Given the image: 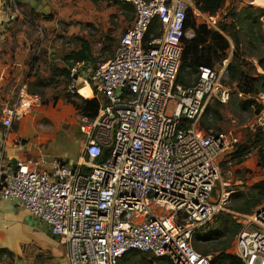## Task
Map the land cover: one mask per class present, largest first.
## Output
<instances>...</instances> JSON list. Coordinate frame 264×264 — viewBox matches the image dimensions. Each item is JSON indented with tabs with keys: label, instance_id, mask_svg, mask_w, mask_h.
I'll return each instance as SVG.
<instances>
[{
	"label": "built area",
	"instance_id": "built-area-1",
	"mask_svg": "<svg viewBox=\"0 0 264 264\" xmlns=\"http://www.w3.org/2000/svg\"><path fill=\"white\" fill-rule=\"evenodd\" d=\"M109 2L130 4L134 11L112 56L91 68L84 61L66 68V92L99 104L95 117L81 115L76 164L16 158L13 169L0 162V199L17 202L44 224L64 248V264H120L133 253L147 264H211L212 256L198 253L192 238L235 193L225 190L226 183L220 192L215 187L220 160L238 139L233 131L201 123L209 120L210 106L244 96L228 85L231 52L213 67L200 66L190 85L176 79L187 16L218 31L230 0L213 15L193 0ZM85 87L90 98L80 92ZM254 100L264 105V92ZM41 103L24 84L18 88L15 101L1 109L4 143L13 121ZM250 127L264 131V106ZM23 141L17 138L15 146ZM231 215L240 226L234 255L243 264H264V203L252 214Z\"/></svg>",
	"mask_w": 264,
	"mask_h": 264
},
{
	"label": "rangeland",
	"instance_id": "rangeland-1",
	"mask_svg": "<svg viewBox=\"0 0 264 264\" xmlns=\"http://www.w3.org/2000/svg\"><path fill=\"white\" fill-rule=\"evenodd\" d=\"M36 3L37 5L41 3L38 7L43 12H47L48 6L42 4V0H36ZM77 3V0H54V5L59 4L60 17L56 15V12L59 11H52L48 15L50 17L48 19L39 15H29V13L22 18L19 16L12 18L13 10L10 7H0V29H4V34L7 32L10 34L11 32L15 35L16 32H23L28 36L27 43L30 54L26 61L28 62L27 75L30 76V79L25 87L27 88L29 85L35 90L36 94L41 96L42 103L39 109H43L47 113L46 117L42 115L40 123L35 125L27 123L23 138H18L29 143L31 151H40L39 156L48 159L57 158L68 165L76 164L83 138L78 128L81 115L67 101L70 99L79 102V99L77 97H67V77L58 74L62 69L69 67L64 60V56L78 49V40L83 39L90 43L94 62L110 58L124 30L133 21L131 20L133 14L121 10L119 4L106 1L98 4H88L86 7ZM249 6H256L263 12L260 18L262 37L259 35L258 39L253 40L250 37L245 38L242 36V49L244 52L247 51L248 46H254L255 52L253 54L245 53L251 54L248 55L250 59H258L260 56H264V2L230 0L229 9L240 11ZM25 11L27 12L26 9ZM74 11H78L81 17L77 19L68 17ZM9 34L8 39L1 42L7 48H11V44H13V36L9 38ZM185 34L187 38L192 35L191 31ZM107 39L112 47L108 51L101 52ZM23 44L25 45L24 41ZM185 78L191 84L194 74L185 75ZM38 79L42 80L38 82ZM229 87L233 90L232 85ZM247 99V97L239 98L233 94L229 104L220 107V118H212V116L209 117V120L205 118L208 123L212 124L211 128L214 130L233 131L238 139V146L240 145L243 148H249L253 143L256 144L255 135L258 131L264 136V131L253 130L250 127L257 114L256 106L253 105L244 111L240 109V103ZM255 103L261 105L256 100ZM172 108L173 106L169 105L167 112H170ZM262 142L263 144L257 146V148L252 146L249 155L239 164L232 160L229 161L228 154L222 157L220 162L226 163L224 167H221V182L216 185V192H220L222 184L226 183L227 185H224L225 190L233 191L236 194L255 182L264 180V160L259 155L261 150L264 156L263 139ZM234 150H236V147ZM234 194L231 193L229 204L207 223L205 230L214 229L216 224L218 225L224 217L232 216L231 212H235L231 208ZM30 217L25 219L21 217L17 222H13V248L10 252L7 249H4L3 252L8 256L13 255V263L19 261L20 264H27L28 262L64 264V248L62 245L49 234L44 224ZM220 240L221 245L228 243L227 238H221ZM200 245L211 250L210 256L214 255V248L217 247L215 242H202ZM227 252L235 254L236 236L231 241ZM15 255L18 256L17 260H14Z\"/></svg>",
	"mask_w": 264,
	"mask_h": 264
},
{
	"label": "trees",
	"instance_id": "trees-1",
	"mask_svg": "<svg viewBox=\"0 0 264 264\" xmlns=\"http://www.w3.org/2000/svg\"><path fill=\"white\" fill-rule=\"evenodd\" d=\"M88 1L93 4H98L109 0ZM193 1L202 12L211 15L221 9L224 3V0ZM114 4H119L121 10H125L130 14H133L131 18V20H133L134 11L130 4L115 2ZM15 5L17 8L19 7L17 0H15ZM2 6L5 8L10 7L13 10L12 18L15 17V8L13 7L11 0H3L0 7ZM262 13L263 12L256 8V6L245 7L240 11L229 9L223 21L219 23L218 31L211 30L204 25L197 24L195 20L190 15H188L183 31L184 33L191 31L192 36L191 38H187L186 36L182 38L183 50L176 84L190 85V82L186 81L185 75L195 74L200 66H215L227 56V51L232 47L233 49L228 66V85H232V87L235 88L239 93L248 98L247 100H244L240 103L241 110H248L254 105L256 106V112H259L262 109V105L256 104L254 98L260 93L264 92V56H260L258 59H250L248 55H251L253 52H255V47L250 45L247 47V51L243 52V40H241V38L244 36L245 38L250 37L254 40L258 39L259 35L262 37V22L260 21ZM45 18L48 19L50 17L45 16ZM0 33H4V29H0ZM78 41V49L71 51L64 56L65 62L68 63L67 66H71L72 64L81 61H84L85 63L91 62L94 64L96 61H93L90 43L83 39H79ZM110 47H112L111 43H109L107 39L105 45L101 49V52L108 51ZM245 52H249L251 54H247ZM253 60H256L257 66L261 68L263 73L257 72L256 65L252 62ZM58 74L67 77V69H62ZM27 90L29 93H35V90L30 86L29 89L27 88ZM67 97L69 98L71 96L67 93ZM77 98L79 99V102L70 99L67 100L72 108L80 115L89 118L95 117L99 105L98 101L95 99L85 100L79 96H77ZM220 107V105L210 106L208 111L212 118H220ZM211 126L212 124L208 123L207 119L203 120L201 123V127L206 129L211 128ZM217 131L221 130L217 129ZM255 137L256 144H251L249 148H243L242 146L237 145L236 150L228 155L229 161L232 160L239 164L249 155L250 148L252 146L257 148V146L263 144L262 139L264 140V136L260 131L256 133ZM259 155L260 158L264 160L261 150L259 151ZM61 163L64 164L65 162L61 161ZM225 163L226 162L220 163L221 167H224ZM263 203L264 180H260L250 185L245 190L238 191L236 194H234L231 208L235 212L249 215L252 214L256 208ZM205 226L198 228L193 235L192 244L194 249L206 255L209 254L211 250L205 249L200 245V243L215 242L217 247L214 248V255L212 256L211 264H243V262L234 254L227 252V250L230 248L231 241L240 230V226L233 220V218L231 216L224 217L219 221L218 225L216 224L214 229L205 230ZM221 238H227L228 243L226 245H221ZM33 264L38 263L34 262ZM120 264L147 263L145 262L144 256L133 253L127 257H124Z\"/></svg>",
	"mask_w": 264,
	"mask_h": 264
},
{
	"label": "crops",
	"instance_id": "crops-1",
	"mask_svg": "<svg viewBox=\"0 0 264 264\" xmlns=\"http://www.w3.org/2000/svg\"><path fill=\"white\" fill-rule=\"evenodd\" d=\"M17 2L19 7L17 13L15 14V18L16 16L22 18L27 13H29V15H39L45 18V16L51 14L52 11H59V4L54 5V0H42V4H46L48 6L47 12H43L41 8L36 7V0H17ZM77 2L80 6L85 5L86 7L88 4H93L88 0H77ZM56 15L60 17V11L58 13L56 12ZM68 17L77 19L81 16L78 11H74L70 13ZM8 34L9 32L5 33V35L4 33H0V113L3 106L9 105L15 101L18 88L22 84H28L27 82H29L28 80L30 79V76L27 75L28 62L26 61L30 54V49L27 43L29 40L28 36H26L23 32H16L15 35L10 32L9 38L13 36V44H11V48H7V46H4V43L1 42L8 39ZM23 41L25 45L23 44ZM232 49L230 48L227 53L232 52ZM41 80L38 79V82ZM27 88L29 89V85ZM80 92L86 98L91 97L90 91L87 87L81 89ZM39 108L40 106L34 108L24 117L13 121L9 130V137L5 143L1 139L0 130V162H2L4 166H8L12 163V160L15 161L16 158H32L42 160L46 163L57 159H48L44 156H39L40 151H31L29 146L30 144L26 141H23V145L19 148L15 146V140L18 137L23 138L24 128L27 123L35 125L36 123H40L42 121V115H44V117L47 116V113L43 109ZM3 144H5L4 148ZM30 216L31 215L17 202L3 201L0 199V264H20L19 261L13 263V255L8 256L3 252V250L7 249L10 252L11 248H13V222H17L21 217H24L25 219ZM33 220L37 221L34 218ZM17 257L18 256L15 255L14 260H17ZM27 264H33V262H28Z\"/></svg>",
	"mask_w": 264,
	"mask_h": 264
},
{
	"label": "water",
	"instance_id": "water-1",
	"mask_svg": "<svg viewBox=\"0 0 264 264\" xmlns=\"http://www.w3.org/2000/svg\"><path fill=\"white\" fill-rule=\"evenodd\" d=\"M39 4H41V3H38V5H36V7H38ZM86 66L88 68H91V66H92L91 62H88ZM83 76H86V74H83ZM106 150H107V148L103 149L102 155L98 158V163H101L103 161V155L106 152ZM11 164H12V168L15 169V161L14 160H12V163Z\"/></svg>",
	"mask_w": 264,
	"mask_h": 264
}]
</instances>
